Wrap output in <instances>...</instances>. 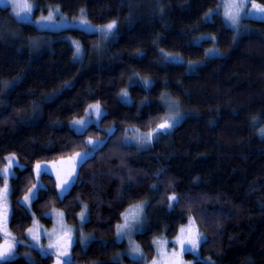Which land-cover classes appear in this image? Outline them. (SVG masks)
<instances>
[{
  "label": "trees",
  "instance_id": "trees-1",
  "mask_svg": "<svg viewBox=\"0 0 264 264\" xmlns=\"http://www.w3.org/2000/svg\"><path fill=\"white\" fill-rule=\"evenodd\" d=\"M36 2L38 14L58 4L69 16L86 9L91 22L118 25L100 52L97 34L67 28L50 32L51 47L35 54L29 41L43 32L0 5V169L13 152L22 164L11 178L10 230L21 255L12 264H53L54 256H43L27 230L35 216L51 226L48 213L56 208L79 225L83 204V229L93 239L88 246L73 245V264H122L117 256L126 243L117 241L116 226L130 205L144 199L147 227L137 241L145 257L126 256V264H146L156 254L152 241L175 237L189 217L207 237L202 256L211 258L194 264H264V20L247 19L237 36L220 12L206 18L220 0ZM201 35H213L216 42L197 43ZM68 36L80 39L82 60L75 58ZM213 45L223 55L207 58ZM163 50L204 62L191 71L167 60ZM134 74L152 84H131L132 102L126 103L120 91ZM166 91L192 113L148 149L125 143L129 127L145 132L161 122ZM92 102L106 112L100 125L78 133L70 122ZM111 126L113 132L80 164L67 193L61 195L56 178L43 173L31 209L22 203L37 182V161L71 156L88 147L87 137H104ZM3 183L0 174V188ZM173 194L179 202L169 208Z\"/></svg>",
  "mask_w": 264,
  "mask_h": 264
},
{
  "label": "rangeland",
  "instance_id": "rangeland-1",
  "mask_svg": "<svg viewBox=\"0 0 264 264\" xmlns=\"http://www.w3.org/2000/svg\"><path fill=\"white\" fill-rule=\"evenodd\" d=\"M252 2H255V3L260 4V5H264L262 2H260L258 0H251V2H249V3L246 4L245 8H246V13L247 14H245L244 17H243V19L241 20L238 32L235 30L237 36L241 35L242 32H244L246 30V25L245 24H246V20L247 19L264 20V15L255 13V12H253L251 10V3ZM14 3L16 5L15 8L13 6ZM0 5L5 6V7H9L10 10H11V12H12V14L14 15V17L18 21L25 22V23H31V24L35 25L40 31L43 32V33L39 34L37 37H34V38L30 39V41H29L30 48H31L32 52L35 53V54L40 53L41 51H43V50L48 49V48L51 47L52 39L51 38H47L48 36H50V32H58V31H61L63 29H67V28H79V29L84 30L86 32L97 34L99 36V41H98V44L96 46V50L98 52H100L103 49V47L110 41L111 37L114 35L115 30H116L115 29L112 34H105L104 32H102L100 29L103 26L111 23L112 21L109 22V23H106V24H96V23H93V22H91L89 20L86 9H84L85 10V17H82L81 16V11L76 16H69V15H67L66 13H64L61 10V8H60V6L58 4H53V5L50 6V8H49V10L47 12H45V13H39L38 14V13H36V9H37V2H36V0H0ZM225 5H226V0H220V4L216 8H214L213 10H211L209 12V13H211V15H209V17L211 18L212 17V14L214 12H220L223 15L224 20L226 21V23L232 28V26L230 25L229 21L224 16ZM25 6H32V9H33L32 12L26 14L27 15V18H25V13H21L20 16H17L16 15V12L19 9L24 8ZM50 12L51 13H54V19L51 22H49L47 20L41 21L40 18L42 16L43 17H47ZM82 18H86L87 21H88V23L87 24L81 23ZM114 21H116V20H114ZM116 23L118 25V22L117 21H116ZM206 38L212 39L214 41V43L216 42V37L213 36V35H201L200 37H198L196 39V42L197 43H200L203 39H206ZM68 39L71 41V43H72V45L74 47V50H75V58L77 60H79V61L82 60L83 57H84V50H83V45H82L80 39L75 38L73 36H68ZM77 45L80 48V52L79 53H77V51H76ZM209 49H215V51L212 52L211 54H209L208 53V50ZM208 50H207V54H206V57L207 58L208 57H211V56L223 55V52L221 50H219L214 45L211 46L210 48H208ZM163 53L165 55V58H167V60H169V61L174 60L176 62L185 63L187 65V68L189 70H191V71H195L198 68V66L201 65L204 62V59L199 60L197 62H188V61H186L180 55L168 53V52H166L164 50H163ZM145 80H148L150 82L146 86V87H149L152 84V79L151 78L146 77V76H142L140 74H134L128 80L127 85L125 87H123L121 89V91H120V94H121L122 91L126 90L127 93H128V96L127 97H123V96L120 95V99L123 102L131 103L132 102V97H131V95L129 93V86L131 84H133V83H142L144 85V81ZM161 102L163 103V105L165 107V115H164V117H163V119L161 120L160 123L164 122L165 119H168L172 115H175V114L179 113V118L175 121V124H174V127H175L180 121H182V119H184L186 116H188V115H190L192 113L191 110H188V109H185L184 110L181 107V105L178 103V101L169 92H167V91L163 93V95L161 97ZM96 104H99L100 105L101 111H102V113L104 115L106 111H105L104 107L101 105L100 102H92L89 105H96ZM89 105L87 107L86 113L83 116L76 117V118L73 119V120H85L86 121V124L83 127L80 126V125L73 124L72 123L73 120L70 122V126L73 129H75L78 133L84 132L86 130V128H88L92 124L100 125V121H101V118L103 117V115L100 117L99 120H97L95 114L90 112ZM173 128H171V129H169L167 131H161V132L157 133L156 135H154L151 144H143V143H138V140L141 137L146 136V134L149 133V132H151L153 129L144 132V131H140L138 129H135L133 127H129L127 129L125 135H124V141H125V143H127L129 145H133V146L137 147L140 150H145V149H148L149 147H151L163 135L168 134ZM113 130H114V127L113 126L107 128L106 129V134L104 135V137H92V136L87 137V142L91 139V140L95 141L96 143L95 144H89L88 143V147L87 148H85V149H83L81 151L76 152V153H81L82 154L80 160L78 162H75V171H76L77 175H78V169H79L80 164L85 159H87L88 157H90L91 155H93V153L95 152V150L104 142V140L106 139V137L110 133H112ZM75 154H73L71 156H68V157H63V158H60V159H57V160L37 161L35 163V165L37 163L44 164L45 162H49L48 167L40 174V176L43 173H49V174H52L56 178V180H57V169L56 168H53L51 166V163L50 162H57V165H58L59 168H64V167H67V164L61 165L59 162L61 160L67 162L68 161V158L75 156ZM13 155L16 157V160L13 162L12 167L9 169L8 174L6 176L2 174L4 176V183H3V185L0 188V189H2L4 187V185H5V183H7V186H8V195H7L6 202L8 204L9 214H10L9 218L7 217V228H8V230L10 232H11V230H10V219H11V214H12V205H11V178L15 175V169H16V167H22V164L20 163L17 154L13 152V153H9L6 156L5 163L2 166V168H1V169H4V168H6L8 166V158L11 157V156H13ZM34 172H35V167H34ZM35 175H36V172H35ZM40 176H39V178H40ZM39 178L37 179V182L34 184L36 186V195H35V198L38 195L39 189L41 188V184H40ZM75 181H76V179H74V181L71 182L70 187H68L67 190L63 192V194H61V190H60V188H58L59 189V193L61 195H64L65 193H67L69 191V189L71 188L72 184ZM33 186L31 187V189L33 188ZM28 192H27V194H28ZM27 194H25V195H27ZM33 200H32V202H33ZM32 202H31V205H32ZM145 202H147V203L145 204ZM22 203H23V198H22ZM148 203H149V201L147 199H144V200L137 201L136 203H133L132 205H130L123 212L122 219L117 224V225H119V224H123L124 223V221H125V214H127L129 216V218H130L131 215H132V213L136 210L135 209V206L141 205V204H145L144 212H143V217H142V226L138 225L137 228L135 230H133V232L130 234V236L129 235H125L124 237H119L118 238L117 237V233H116V239H117V241H119V242H125L126 243V247L123 248V249H121V251L119 252V255L117 256V259L119 261H121L122 264H126V262H125V257L126 256L129 257V258H133V259H141L139 257H136V256L130 254V250H131L132 243L138 244L140 246V244L137 241V234L140 233V232H142V231H144L146 229V227H147L146 208H147ZM24 205L27 208L31 209V205L30 206H28L26 204H24ZM85 205H87V204H83V209H82L81 212H85V208H84ZM60 213H63L62 222H63V225H64L65 230H72V238H73V241H74L73 245L75 243H77V242L81 243L80 242V234L83 233L85 236H88L89 237V241H88L87 245H85L83 243H81V244L83 246H88L89 243L91 242V240L93 239V236L91 234L87 233L83 229V224L86 222L87 219L82 222L81 219H80V215H79V225L70 224V223H68L66 221L64 212L61 209H58V208L53 209L52 211H50L48 213V215L51 216L52 219H53V223H52L51 226L45 225L42 222L41 219H39L36 216L34 217L33 224H32V226L30 228H33L40 235L41 240L44 237H46L48 239L47 242L42 243L41 245H44V247L47 248V245L50 242L49 241L48 234L49 233H53L54 231H56V232H59L60 231V223H61V217L59 215ZM85 215H86V217H88L87 211L85 212ZM191 218H193V217H191ZM188 224H189V220L187 221V223H185V224H183L181 226L187 227ZM195 224H196L197 228L199 229V231L201 232V234L204 235V233L201 231V229L197 225L196 221H195ZM11 234H12V232H11ZM178 234H179V232H178ZM0 235L3 236V233H0ZM176 236L173 237V238H169V237H167L166 235L163 234V235L157 236L155 239L167 240L168 241V244H167L166 247H167V250L170 252L173 248H176L177 250H179L178 249V246L175 244V238H176ZM52 240L54 242L55 241V237H53ZM73 245H72V247H73ZM33 246L36 247V248H39V247H37L35 245L34 242H33ZM141 249L143 251V258H144L145 257V252H144V250H143L142 247H141ZM71 250H72V248H71ZM187 254H188L187 252L184 254L183 259L186 262H188V264H194L195 259H201L202 258V260H208L207 258H204L202 256L201 249L199 250V253L198 254H196V253H190V254H193L194 255V258H192V259H189L187 257ZM19 255L20 254H18L16 257H14V259L17 258ZM22 255H24L26 258H28L32 263H35L36 262V259L34 258V256L30 252H26V253H24ZM155 258H157V252H156L155 256L150 261L146 262V264H151L152 260L155 259ZM53 264H56L55 257H54Z\"/></svg>",
  "mask_w": 264,
  "mask_h": 264
},
{
  "label": "snow or ice",
  "instance_id": "snow-or-ice-1",
  "mask_svg": "<svg viewBox=\"0 0 264 264\" xmlns=\"http://www.w3.org/2000/svg\"><path fill=\"white\" fill-rule=\"evenodd\" d=\"M251 2V0H226L225 12L224 16L229 21L233 30L238 32L240 22L243 19L246 13V4ZM15 8V3L13 4ZM32 6H25L24 8L19 9L16 12L17 16H20L21 13H25V18H27L28 13L32 12ZM251 10L255 13L264 15V5L257 4L255 2L251 3ZM211 15V13L206 14V18ZM81 16L85 17V10L81 9ZM41 21L47 20L51 22L54 19V13H49L47 17H41ZM81 23L87 24L88 21L86 18H82ZM117 27L116 21H112L111 23L103 26L100 30L105 34H112ZM235 40V37L233 38ZM77 53L80 52V48L77 45L76 49ZM215 49H209L208 53L211 54ZM150 82L148 80L144 81V85L147 86ZM121 96L127 97L128 93L126 90L122 91ZM163 99V98H162ZM89 110L91 113H94L96 119L99 120L103 115L100 105H89ZM179 118V113L172 115L168 119H165L164 122L157 125L155 129L151 132L147 133L146 136L141 137L138 140V143L143 144H151L154 135L161 131H167L174 127L175 121ZM73 124L84 126L86 124L85 120H73ZM260 135L264 136V128L260 129ZM89 144H95L96 142L93 140L88 141ZM81 153H76L75 156L69 157L68 161L65 162L61 160L59 163L61 165L67 164V167L59 168L57 162H50L53 168L57 169V187L60 188L61 194L70 187L71 182L74 179H78V175L75 171V162H78L81 158ZM16 160V157L13 155L8 158V166L4 169H0V174L7 175L9 169L12 167L13 162ZM49 162H45L44 164L37 163L35 165V172L37 179L40 174L48 167ZM155 187V185L153 186ZM8 195V186L5 183L4 187L0 189V233H3V241L0 242V264H12L14 257L18 255L16 251L19 241L15 239V237L11 234V232L7 228V217L9 213V207L6 202ZM36 195V186L34 185L32 189H29L27 195L23 197V203L30 206L32 200ZM169 204L168 207L172 208L173 202H179V197L175 194L168 197ZM147 202H145L146 204ZM145 204L135 206V211L132 213L131 217L125 214V221L123 224H119L116 226L117 237H124L125 235H129L137 228L138 225L142 226V217L144 212ZM85 212L87 211V205L84 206ZM85 212L80 213V219L83 222L87 219ZM61 217L60 223V231L53 233H49V244L47 248L44 245L40 244V235L33 229L29 228L28 234L31 236L32 241L35 243L37 247L40 248L41 254L43 256L52 255L55 257L56 264H73L71 259V248L74 243L72 238V230H65L62 218L63 213L59 214ZM55 237V241L53 242L52 238ZM89 241V237L85 236L83 233L80 234V242L87 245ZM131 243V242H130ZM207 243V237L201 234L199 229L197 228L195 221L193 218L189 217V224L187 227L181 226L179 229V234L175 238V244L178 246L173 248L170 252L167 250V240L154 239L152 244L156 248L157 258L153 259L151 264H188L183 257L184 254L187 253H199L201 245ZM130 254L143 258V251L138 244L132 243ZM119 255V254H118ZM202 259V258H201ZM211 260V258H208Z\"/></svg>",
  "mask_w": 264,
  "mask_h": 264
},
{
  "label": "crops",
  "instance_id": "crops-1",
  "mask_svg": "<svg viewBox=\"0 0 264 264\" xmlns=\"http://www.w3.org/2000/svg\"><path fill=\"white\" fill-rule=\"evenodd\" d=\"M9 214V213H8ZM9 216H10V214L8 215V218H9ZM27 235H28V237H29V240L31 241V244L33 245V241H32V238H31V236L28 234V232H27ZM42 236V235H41ZM44 236V235H43ZM3 236L2 235H0V242H2L3 241ZM48 241V239L46 238V237H44V238H42V240H41V238H40V244H42V243H45V242H47ZM18 246V245H17ZM40 249V248H39ZM16 251H17V249H16Z\"/></svg>",
  "mask_w": 264,
  "mask_h": 264
}]
</instances>
